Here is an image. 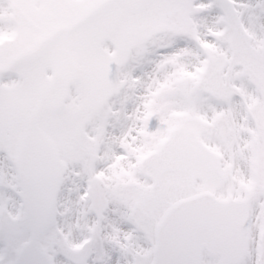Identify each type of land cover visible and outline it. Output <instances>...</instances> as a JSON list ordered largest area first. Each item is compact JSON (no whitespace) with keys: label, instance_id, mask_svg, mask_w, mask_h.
<instances>
[{"label":"snow or ice","instance_id":"snow-or-ice-1","mask_svg":"<svg viewBox=\"0 0 264 264\" xmlns=\"http://www.w3.org/2000/svg\"><path fill=\"white\" fill-rule=\"evenodd\" d=\"M0 264H264V0H0Z\"/></svg>","mask_w":264,"mask_h":264}]
</instances>
